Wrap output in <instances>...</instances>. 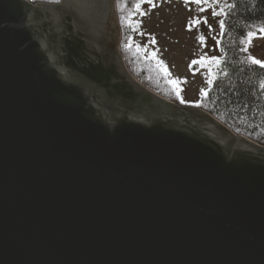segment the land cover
Here are the masks:
<instances>
[{"label":"water","instance_id":"obj_1","mask_svg":"<svg viewBox=\"0 0 264 264\" xmlns=\"http://www.w3.org/2000/svg\"><path fill=\"white\" fill-rule=\"evenodd\" d=\"M121 43L115 0H0V264H264V144Z\"/></svg>","mask_w":264,"mask_h":264},{"label":"rangeland","instance_id":"obj_2","mask_svg":"<svg viewBox=\"0 0 264 264\" xmlns=\"http://www.w3.org/2000/svg\"><path fill=\"white\" fill-rule=\"evenodd\" d=\"M137 3L139 9L135 7ZM228 6V0H200L199 4L195 0H134V12L127 21L134 33L131 38L137 40L138 49L159 65L170 82L178 81L171 82L177 94L175 102L199 106L211 101L207 96L223 57L220 22ZM261 28L264 25L259 24L248 31L256 34L250 44L248 33L245 35L244 53L264 66Z\"/></svg>","mask_w":264,"mask_h":264},{"label":"trees","instance_id":"obj_3","mask_svg":"<svg viewBox=\"0 0 264 264\" xmlns=\"http://www.w3.org/2000/svg\"><path fill=\"white\" fill-rule=\"evenodd\" d=\"M228 1L220 40L223 57L207 96L211 101L199 106L211 112L236 133H242L264 144V66L253 63L244 53L245 35L257 25H264V0ZM115 2L122 30L121 52L128 69L146 86L176 101L175 88L159 65L144 56L141 50L135 49L134 44H128L133 32L127 21L134 12V0ZM221 99L222 106L217 104V100Z\"/></svg>","mask_w":264,"mask_h":264},{"label":"snow or ice","instance_id":"obj_4","mask_svg":"<svg viewBox=\"0 0 264 264\" xmlns=\"http://www.w3.org/2000/svg\"><path fill=\"white\" fill-rule=\"evenodd\" d=\"M54 2L59 3V0H54ZM142 2H143V0H142ZM148 2H151V0H148ZM195 2L199 4V3H200V0H195ZM205 2H207V0H205ZM213 2H215V0H213ZM135 7H136L137 9H139L140 4L137 3V4L135 5ZM213 15H216V13L213 12ZM197 23H199V21H197ZM205 23H207V21H205ZM223 23H224L223 21L220 22L221 26H223ZM259 31H260L261 35H264V28H261ZM255 35H256V34L253 33V32H249V33L247 34V36H248V38H249V40H248L249 44L251 43V38L254 37ZM201 39H203V37H201ZM249 59H252V62H253V63H256V64H260V63H261V61L256 60V59H254V58H252V57H249ZM193 63H197V61H193ZM171 82L174 83V84H175V83H178V81H171Z\"/></svg>","mask_w":264,"mask_h":264},{"label":"flooded vegetation","instance_id":"obj_5","mask_svg":"<svg viewBox=\"0 0 264 264\" xmlns=\"http://www.w3.org/2000/svg\"><path fill=\"white\" fill-rule=\"evenodd\" d=\"M30 2H32V1H30ZM32 3H35V2H32ZM134 34V33H133ZM132 39V38H131ZM130 44H134V48L135 49H138L139 47H138V45H139V43L137 42V40H134V39H132V43L131 42H129ZM128 43V44H129ZM140 49V48H139ZM138 49V50H139ZM217 94H219L220 92H218V91H215ZM222 96V95H221ZM223 97V96H222ZM222 102H223V100L221 99V100H217V104L218 105H221L222 106ZM241 106H242V104H241Z\"/></svg>","mask_w":264,"mask_h":264}]
</instances>
